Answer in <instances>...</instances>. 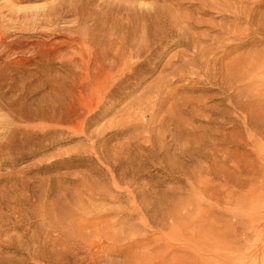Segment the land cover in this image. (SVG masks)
Masks as SVG:
<instances>
[{
    "label": "rangeland",
    "instance_id": "1",
    "mask_svg": "<svg viewBox=\"0 0 264 264\" xmlns=\"http://www.w3.org/2000/svg\"><path fill=\"white\" fill-rule=\"evenodd\" d=\"M70 1L0 0V264H260L243 262L238 181L256 159L241 103L264 96V0L79 1L86 25L148 33L102 100ZM37 5L61 20L21 25Z\"/></svg>",
    "mask_w": 264,
    "mask_h": 264
},
{
    "label": "bare ground",
    "instance_id": "2",
    "mask_svg": "<svg viewBox=\"0 0 264 264\" xmlns=\"http://www.w3.org/2000/svg\"><path fill=\"white\" fill-rule=\"evenodd\" d=\"M79 1L81 0H71L67 4V12H72V15H75L74 19L70 21V24H68L71 26V29L67 28V30L71 34L68 42H70L71 44L75 43L77 45L76 51L79 54V57L86 60V70L89 74V80H87L88 85L91 86L92 93H96V96L99 98V100H102V98L105 96L103 88H107L109 85H113V83L115 82H111V76H117L118 78H115L116 81H119V79L121 78L127 77V73L130 70H133L131 68V65H134V62H132V64L130 65L131 58L133 56L140 57L142 54H144V52H148V33L146 32V28L144 25L141 29L140 36H138V40H136L135 37L127 35L126 31H123L125 30L126 26L125 28L122 27V29L121 26L117 24L120 26L117 27L114 23V20H116L115 17L113 22L109 19V16L108 18H103V20L101 21L94 20L91 25H86V22L82 23L81 21L82 11L79 10L81 7L80 4L83 3V0L81 1L82 3H80ZM78 2L80 3L79 8ZM143 5H145V3H143ZM55 9L56 7L52 8L51 10ZM20 10L23 11V19L20 22L21 25H31L32 27H37L43 24L53 25L58 20L60 21L62 18V14H60L56 19H52L50 17V13H52L51 10H47L44 5L20 7L19 11ZM122 24L124 23L122 22ZM0 31H2V29ZM1 35L0 41L2 37ZM146 55L144 54V57H146ZM141 57L143 58V56ZM261 94L262 93H257L255 98H252L248 95L243 99L241 103L245 111L244 123L248 127L252 125L253 120L251 117V111L253 109L256 110V114L259 118L260 123L258 122L256 125H254L255 130L253 136L249 137V139L246 140L248 143H254L256 146V150H254L256 161L252 160L253 162H250V158L247 159V163L242 167L243 169L241 168L244 172V177L242 178V182H240L241 180L238 181V184L241 183V185L244 187L243 189H247L246 193L248 196L246 199L247 202L245 201L247 203L246 213L244 217L245 222L242 221L243 224H241V235L247 238V244L245 243V250L248 251L246 252L247 254L243 255V262H248V260L250 259V255L248 254H251L250 252L252 250H258L261 255L260 264H264V235H262L263 238H251V235L255 230H257L258 228L261 230V227H258L259 222H264V156L261 155L262 152L264 153V96L262 97ZM2 124L3 117L0 115V127L2 126ZM240 174H242V172ZM231 182L233 185V181H230V183ZM253 197H255L256 203H252ZM254 221H257V223H253ZM259 229L258 231H256V234H258L257 232H260Z\"/></svg>",
    "mask_w": 264,
    "mask_h": 264
}]
</instances>
